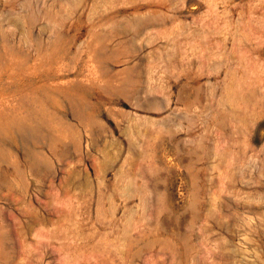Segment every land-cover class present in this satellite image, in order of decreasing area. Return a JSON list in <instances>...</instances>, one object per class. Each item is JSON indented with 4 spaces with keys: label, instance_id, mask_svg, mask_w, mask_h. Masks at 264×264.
I'll return each mask as SVG.
<instances>
[{
    "label": "rangeland",
    "instance_id": "rangeland-1",
    "mask_svg": "<svg viewBox=\"0 0 264 264\" xmlns=\"http://www.w3.org/2000/svg\"><path fill=\"white\" fill-rule=\"evenodd\" d=\"M0 264H264V0H0Z\"/></svg>",
    "mask_w": 264,
    "mask_h": 264
}]
</instances>
